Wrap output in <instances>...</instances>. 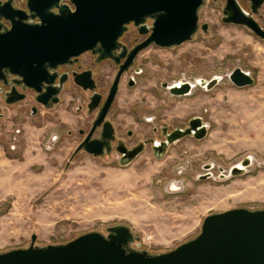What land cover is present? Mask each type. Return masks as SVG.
I'll return each instance as SVG.
<instances>
[{
	"label": "rangeland",
	"instance_id": "rangeland-1",
	"mask_svg": "<svg viewBox=\"0 0 264 264\" xmlns=\"http://www.w3.org/2000/svg\"><path fill=\"white\" fill-rule=\"evenodd\" d=\"M237 2L249 12L248 0ZM224 6L225 0L203 1L198 26L207 24L206 33L198 28L179 46L140 51L107 116L119 136L134 134L131 142L159 139L161 128L184 129L198 117L207 125L202 140L186 137L159 159L146 146L120 165L117 155L74 154L78 140H63L67 131L76 132L75 114L67 107L74 111L84 105L86 95L72 100L65 95L52 111L35 118L23 115V104L3 106L0 253L27 248L32 235L38 247L62 245L123 225L138 238L134 249L158 255L198 236L209 215L264 209V41L222 23ZM252 18L264 29V1ZM144 38L130 24L121 42L131 46ZM87 59L89 53L82 56L84 63ZM235 68L248 72L253 85L234 87L226 75ZM213 77L222 80L212 90L197 86L187 96H172L162 87ZM128 78L134 80L131 87ZM112 79L113 71H100L103 92ZM246 158L251 163L243 174L228 176Z\"/></svg>",
	"mask_w": 264,
	"mask_h": 264
},
{
	"label": "water",
	"instance_id": "water-1",
	"mask_svg": "<svg viewBox=\"0 0 264 264\" xmlns=\"http://www.w3.org/2000/svg\"><path fill=\"white\" fill-rule=\"evenodd\" d=\"M203 1L27 0L26 11L8 13L0 9V18L10 23V28L0 32V82H6V75L19 79L15 83L33 90L37 103L46 106V100L58 93L54 88L57 67L77 62L85 53L97 55L98 61L111 59L116 64L125 58L91 131L77 148V151L82 149L89 155L102 157L109 153L114 139L113 124L105 118L118 92L122 73L133 64L137 54L150 45L176 47L190 41L198 28L206 33L207 24L198 26V11ZM248 1L249 12H245L237 0H225L221 21L243 27L264 41V29L252 18L264 0ZM28 19L36 21L29 23ZM130 24L145 38L127 53L126 46L119 40ZM118 49L121 52L115 56L113 53ZM73 77L74 84L83 90L94 89L93 84L85 85L82 75ZM226 78L236 88L249 87L254 82L252 76L240 68L232 70ZM221 80L213 77L209 81H195L193 85L180 82L162 84V87L172 96H187L197 86L210 91ZM63 81L60 78L58 84ZM133 85L131 79L128 86ZM6 96H10L7 104L24 98L14 86ZM101 98L100 94H93L88 110L98 107ZM57 103L54 97L52 104ZM97 127H102V135L91 140ZM161 130L165 141H151L156 159L164 156L169 145L186 137L202 140L207 135V125L198 117L191 119L184 129L169 133L167 128ZM103 147L107 148L105 152ZM117 151L122 154L120 165H126L142 152V146L127 150L120 145ZM250 163L246 158L240 168L232 167L228 176L243 174ZM35 241L36 236L32 235L27 248L0 253V264H264V209H232L209 215L204 218L198 236L158 255L134 249L132 245L138 238L123 225L107 228L106 235L91 232L62 245L38 247Z\"/></svg>",
	"mask_w": 264,
	"mask_h": 264
},
{
	"label": "flooded vegetation",
	"instance_id": "flooded-vegetation-1",
	"mask_svg": "<svg viewBox=\"0 0 264 264\" xmlns=\"http://www.w3.org/2000/svg\"><path fill=\"white\" fill-rule=\"evenodd\" d=\"M26 3H27V0H0V9H3V11L8 12V13L14 12V10L26 11ZM35 21H33V22H35ZM27 22L33 23L31 19H28ZM8 28H10L9 21L4 20L3 18H0V32H2L5 29H8ZM121 38L119 41L122 45L126 46V48H127L126 52L127 53H129L134 48L135 45L140 43V42H134L131 46H129V45H126L123 42H121ZM120 52H121V50L118 49L117 51H114L113 54L115 56H118L120 54ZM82 56H80L77 59V62H74L70 65H63V66L57 67L55 69L54 73L56 75V78L54 79V88L56 91H58V93L56 95H54L53 97H51L50 99L46 100V106H43L42 104L37 103L36 93L33 90L25 88L21 83L20 84L15 83L19 79L15 78L13 76L6 75V82H4V83L0 82V123L2 121H5V112H4L3 106L6 108H12L14 106H17L20 108L19 105L23 104V107H24L23 115L25 117L29 116L31 118H35V117H38V115L39 116L43 115L42 110L45 112L52 111L56 106H58V104L63 99L62 97L65 95L69 97V100H72V98L76 97L77 94L86 95V101H84V105L77 106L74 111L70 110L71 107H69V108L67 107L68 113L70 115L75 114V118L77 119V121L75 122L76 132H75V134H72V132L67 131L66 137L63 140H78L74 154L81 153V152L87 154L82 149L77 151V148L85 140L88 133L91 131L93 123L96 120V118L100 112V109H101V107H102V105H103V103H104V101L108 95L109 88L112 85L113 80H114V78L118 72L119 66H120V64H122L125 61V58L121 59L119 64H116L111 59L98 61L97 55H92L91 53H89V59H87L86 63H84V61L82 60ZM107 63H109L112 66V69ZM133 64H134V61H133ZM133 64L126 71H124L122 73V75L120 77V81H121L123 75L131 70ZM103 70L113 71V79H112L111 83L105 88V92L102 91V86H101L100 81H99L100 71L103 72ZM73 75H82L83 82L85 83V85L88 86L89 84H93L94 89L92 91H89V90L85 91L82 88H80L79 86L75 85L73 82V78H74ZM60 78L63 79L64 81L62 84L59 85L58 82H59ZM88 80H91L92 82H89ZM130 80H131V78H128V82ZM120 81H119V84H120ZM13 86L15 87V89L18 91V93L20 95L24 96V98L22 100L16 102V103L7 104L6 99L9 98L10 96L8 97V96H6V94L8 92H10V89ZM44 88L45 87H43V89ZM118 88H119V86H118ZM95 93L100 94L102 96V98L100 100L98 107L89 111L88 105L90 103V98ZM54 97L58 99V103L53 105L52 99ZM68 106H70V105L68 104ZM109 111H110V109H109ZM109 111H108V113H109ZM20 113H22L21 110H20ZM108 113L106 115L105 121H109L107 119ZM20 118L21 117H17L16 119L15 118L14 119L19 120ZM80 121H82L81 126H83V127H80L78 125ZM22 124H24L23 121H22ZM113 128H114V133H113L114 139L110 143V151H109V153L104 154L102 157H104V156L115 157L117 155L119 164H120V161H122V154L117 151V148L120 147V145H123L124 148H126L127 150L134 149V148L138 147L139 145H141L142 146V152L144 151L146 146H149L151 151L153 152V145L154 144L151 141H156V143L157 142L162 143L165 141V136H163L162 130H160V138L159 139L148 138V139L141 140L140 137H138L135 142H131L132 139H134V134L130 130L125 132V137L124 136L122 137V135H120V136L118 135L114 125H113ZM102 131H103L102 127H97L93 131L90 139L91 140L99 139L100 136L102 135ZM128 132H131V134L129 135ZM157 132H158V130H156V129L153 130L154 134H156ZM169 132H171V131H168L167 133H169ZM20 133H21L20 130H16V134H20ZM60 138H61V136L55 137L54 140H59ZM106 149H107L106 147L102 148V150L104 152L106 151ZM87 155H89V154H87ZM153 155H154V152H153ZM89 156H92V155H89ZM132 161H130V162H132ZM123 162H127V160H123ZM130 162H127V164H129Z\"/></svg>",
	"mask_w": 264,
	"mask_h": 264
},
{
	"label": "crops",
	"instance_id": "crops-1",
	"mask_svg": "<svg viewBox=\"0 0 264 264\" xmlns=\"http://www.w3.org/2000/svg\"><path fill=\"white\" fill-rule=\"evenodd\" d=\"M64 114H66V113H64ZM66 117V116H65ZM66 119L68 120V121H70L69 119H68V117H66ZM77 121V119H73L72 120V124H74L75 125V122ZM23 129V128H22ZM4 131H6V130H4ZM0 132H1V130H0ZM1 140V139H0ZM4 146H3V144L2 143H0V151H3L4 149Z\"/></svg>",
	"mask_w": 264,
	"mask_h": 264
},
{
	"label": "bare ground",
	"instance_id": "bare-ground-1",
	"mask_svg": "<svg viewBox=\"0 0 264 264\" xmlns=\"http://www.w3.org/2000/svg\"><path fill=\"white\" fill-rule=\"evenodd\" d=\"M191 84L193 85V83H191ZM250 162H251V159H250ZM237 167H239V168H240V167H241V166H240V164H238V165H237Z\"/></svg>",
	"mask_w": 264,
	"mask_h": 264
}]
</instances>
